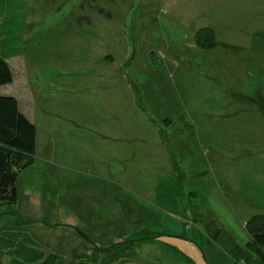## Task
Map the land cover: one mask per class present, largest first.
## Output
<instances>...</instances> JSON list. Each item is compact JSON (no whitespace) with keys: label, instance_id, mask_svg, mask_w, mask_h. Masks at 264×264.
<instances>
[{"label":"rangeland","instance_id":"rangeland-1","mask_svg":"<svg viewBox=\"0 0 264 264\" xmlns=\"http://www.w3.org/2000/svg\"><path fill=\"white\" fill-rule=\"evenodd\" d=\"M28 2L25 54L0 88L37 130L17 217L69 259L123 242L99 264L253 259L264 0ZM202 28L215 31L211 50L196 45Z\"/></svg>","mask_w":264,"mask_h":264},{"label":"trees","instance_id":"trees-1","mask_svg":"<svg viewBox=\"0 0 264 264\" xmlns=\"http://www.w3.org/2000/svg\"><path fill=\"white\" fill-rule=\"evenodd\" d=\"M30 9L28 0H0V88L13 82L11 62L25 54ZM195 41L203 50L217 45L212 28L199 29ZM36 139V127L21 111L18 100L0 95V209L10 210V215L15 217L7 219L0 214V264H99L101 259L113 262L115 255L105 253L111 252L109 249L128 248L129 243L108 249L95 246L90 253L69 259L66 251L55 249L32 225L17 217V184L22 173L34 163ZM246 229L249 235L247 250L253 259L245 264H264V213L250 218ZM82 237L94 246L87 235Z\"/></svg>","mask_w":264,"mask_h":264},{"label":"crops","instance_id":"crops-1","mask_svg":"<svg viewBox=\"0 0 264 264\" xmlns=\"http://www.w3.org/2000/svg\"><path fill=\"white\" fill-rule=\"evenodd\" d=\"M262 8H264V7H262ZM260 9V8H259ZM261 10V9H260ZM262 11V10H261Z\"/></svg>","mask_w":264,"mask_h":264},{"label":"bare ground","instance_id":"bare-ground-1","mask_svg":"<svg viewBox=\"0 0 264 264\" xmlns=\"http://www.w3.org/2000/svg\"><path fill=\"white\" fill-rule=\"evenodd\" d=\"M94 255V254H93Z\"/></svg>","mask_w":264,"mask_h":264}]
</instances>
